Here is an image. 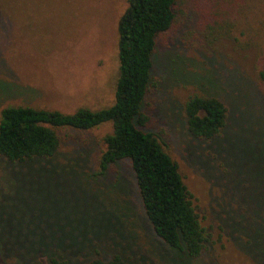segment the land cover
Returning <instances> with one entry per match:
<instances>
[{"label":"rangeland","instance_id":"rangeland-1","mask_svg":"<svg viewBox=\"0 0 264 264\" xmlns=\"http://www.w3.org/2000/svg\"><path fill=\"white\" fill-rule=\"evenodd\" d=\"M244 2L177 0L171 27L156 39L155 86L143 110L144 129L159 135L190 193L206 238L201 254L188 256L153 235L127 162L99 174L102 138L112 131L106 122L58 129L51 157L0 155V264H27L32 250L49 244L69 264L116 254L132 264H264L258 244L264 218L262 210L254 214L264 205V95L255 78L264 17L239 10ZM126 6V0H0V111L110 106L117 22ZM196 93L226 107L225 125L212 139L188 129L184 105Z\"/></svg>","mask_w":264,"mask_h":264},{"label":"trees","instance_id":"trees-1","mask_svg":"<svg viewBox=\"0 0 264 264\" xmlns=\"http://www.w3.org/2000/svg\"><path fill=\"white\" fill-rule=\"evenodd\" d=\"M126 2L117 22L118 76L113 103L96 110L81 107L71 113L28 105L4 107L0 111V155L11 161L51 157L60 145L58 129L85 131L110 122L112 131L103 136L97 157L99 174L115 172L119 163L127 162L143 217L153 235L165 246L197 257L206 238L190 193L159 135L144 129L149 117L143 110L155 86L152 68L156 39L171 27L177 0ZM250 8L253 10L249 11ZM239 10L264 17V0H258L255 6H247L245 0ZM255 78L264 95V50H259L255 58ZM184 110L188 129L198 138L212 139L225 125L226 107L214 96L190 95ZM252 192L257 197V190ZM260 210L263 219L264 205L257 204L254 214L258 215ZM258 244L264 250V241ZM56 245L40 246L42 251L38 252L32 250L27 264H69ZM88 264L132 263L116 254L108 260L97 255Z\"/></svg>","mask_w":264,"mask_h":264}]
</instances>
